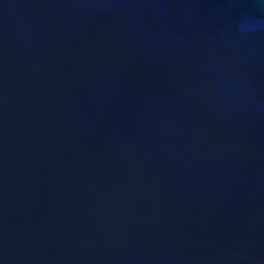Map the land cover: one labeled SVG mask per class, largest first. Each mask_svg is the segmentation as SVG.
Here are the masks:
<instances>
[{"label": "water", "instance_id": "1", "mask_svg": "<svg viewBox=\"0 0 264 264\" xmlns=\"http://www.w3.org/2000/svg\"><path fill=\"white\" fill-rule=\"evenodd\" d=\"M0 264H264V0H0Z\"/></svg>", "mask_w": 264, "mask_h": 264}]
</instances>
